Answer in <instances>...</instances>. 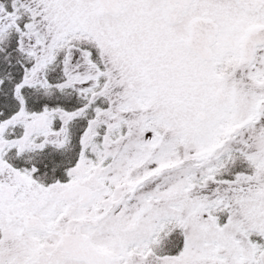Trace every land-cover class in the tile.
I'll list each match as a JSON object with an SVG mask.
<instances>
[{
  "label": "snow or ice",
  "instance_id": "obj_1",
  "mask_svg": "<svg viewBox=\"0 0 264 264\" xmlns=\"http://www.w3.org/2000/svg\"><path fill=\"white\" fill-rule=\"evenodd\" d=\"M0 264H264V0H0Z\"/></svg>",
  "mask_w": 264,
  "mask_h": 264
}]
</instances>
